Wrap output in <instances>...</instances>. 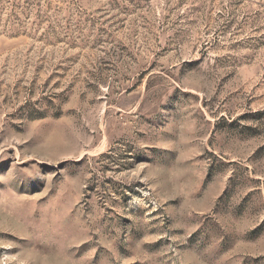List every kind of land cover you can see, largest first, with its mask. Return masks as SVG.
Returning <instances> with one entry per match:
<instances>
[{"label": "rangeland", "instance_id": "1", "mask_svg": "<svg viewBox=\"0 0 264 264\" xmlns=\"http://www.w3.org/2000/svg\"><path fill=\"white\" fill-rule=\"evenodd\" d=\"M0 264H264V0H0Z\"/></svg>", "mask_w": 264, "mask_h": 264}]
</instances>
